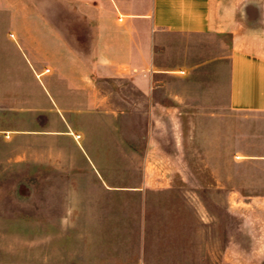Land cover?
Here are the masks:
<instances>
[{
    "label": "rangeland",
    "instance_id": "obj_1",
    "mask_svg": "<svg viewBox=\"0 0 264 264\" xmlns=\"http://www.w3.org/2000/svg\"><path fill=\"white\" fill-rule=\"evenodd\" d=\"M38 1L0 0V263L58 261L66 254L54 252L53 247L68 243L102 246L100 252L92 249L82 254L93 261L134 260L143 240L147 244H164L165 230L182 227L189 231L203 229L208 239L213 231L214 236L218 233L221 246L231 239L241 247L231 254H208L217 257L218 264H260V254L246 252L243 247L249 244L250 231L264 232V160L248 158L264 156V112L219 108L212 114L203 113L199 95L191 93L182 113L180 127L185 139L180 153L174 148L168 116L158 111L161 120H166L155 127L158 144L173 155L163 152L160 161L168 162L171 157L174 165L187 168L184 175L188 179H181L178 172L171 186L145 184L143 167L150 126L133 124L128 115L116 131L122 130L129 138L138 136L134 142L138 149L133 155L131 150L123 154L130 171L107 173L109 183L117 189L92 182L72 188L67 174L56 168L75 163L78 157L67 140L42 134L48 115L31 107L41 99V92L20 59L23 46L13 37V18L31 15L20 13V8L34 7ZM44 3L47 7L51 4L50 0ZM230 50L229 34L161 32L155 60L162 68H174ZM160 78L176 90L199 85L196 80L183 81L174 74ZM105 86L114 104L121 96L120 90H132L125 80H108ZM112 128L110 124L103 125L102 133H110ZM68 211L102 212L116 219H59ZM147 255L152 260L195 254Z\"/></svg>",
    "mask_w": 264,
    "mask_h": 264
},
{
    "label": "crops",
    "instance_id": "obj_2",
    "mask_svg": "<svg viewBox=\"0 0 264 264\" xmlns=\"http://www.w3.org/2000/svg\"><path fill=\"white\" fill-rule=\"evenodd\" d=\"M44 1L48 0L20 8V13L31 15L13 18V37L23 46L20 59L41 92V99L31 107L48 115L42 134L67 140L78 157L75 163L56 168L67 174L72 188L92 182L117 189L109 183L107 173L130 171L123 154L131 150L133 155L138 149L134 144L138 136L129 138L122 130L116 131L128 115L133 124L150 126L143 167L145 184L171 186L178 172L181 179H188L184 175L187 168L174 165L173 155L158 144L155 127L166 123L158 111L168 116L174 148L180 153L185 139L180 127L182 113L191 93L199 95L203 113L212 114L219 108L264 112V0H50L49 7ZM161 32L229 34L231 50L199 63L162 68L155 60ZM165 74L179 75L187 82L196 80L199 85L176 90L161 82ZM108 80L128 81L132 90H120L114 104L105 86ZM107 124L112 125V132L102 133ZM163 152L171 156L168 162L160 161ZM248 158L264 160V156ZM200 217L204 219L203 214ZM59 219L103 221L116 216L68 211ZM164 233V244L143 240L134 260L93 261L82 254L92 249L100 252L102 246L68 243L53 247L54 252L66 254L61 260L36 264H218V258L208 254H231L241 249L231 239L221 246L218 233L214 236L213 231L210 239L203 229L171 228ZM243 250L259 253V263L264 264V232L250 231L249 244ZM152 252L195 255L151 260L147 254Z\"/></svg>",
    "mask_w": 264,
    "mask_h": 264
}]
</instances>
